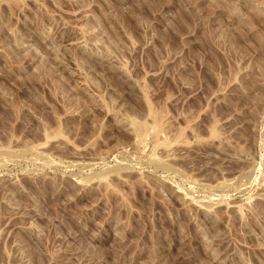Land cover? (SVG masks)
Wrapping results in <instances>:
<instances>
[{
	"label": "rangeland",
	"instance_id": "1",
	"mask_svg": "<svg viewBox=\"0 0 264 264\" xmlns=\"http://www.w3.org/2000/svg\"><path fill=\"white\" fill-rule=\"evenodd\" d=\"M0 264H264V0H0Z\"/></svg>",
	"mask_w": 264,
	"mask_h": 264
}]
</instances>
